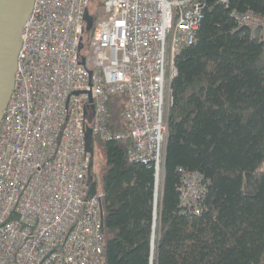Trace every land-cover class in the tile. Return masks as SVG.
I'll list each match as a JSON object with an SVG mask.
<instances>
[{"label": "built area", "instance_id": "1", "mask_svg": "<svg viewBox=\"0 0 264 264\" xmlns=\"http://www.w3.org/2000/svg\"><path fill=\"white\" fill-rule=\"evenodd\" d=\"M94 1L35 0L23 26L0 122V264H104L88 130L92 140L130 137L129 162L152 167L155 197L162 189L175 59L194 42L204 4L102 0L103 18L89 29ZM236 19L264 30L251 12ZM121 95L128 134L108 119L110 98ZM204 190L199 174L184 173L181 206L199 214Z\"/></svg>", "mask_w": 264, "mask_h": 264}, {"label": "trees", "instance_id": "2", "mask_svg": "<svg viewBox=\"0 0 264 264\" xmlns=\"http://www.w3.org/2000/svg\"><path fill=\"white\" fill-rule=\"evenodd\" d=\"M198 1L194 42L175 59L157 209L155 171L129 162L130 137L92 141L104 158L89 185L90 196L102 191L104 264H264V31L235 18H264V0ZM102 5L93 2L89 29ZM124 96L110 98L108 119L128 134ZM180 170L202 178L199 214L180 205Z\"/></svg>", "mask_w": 264, "mask_h": 264}, {"label": "water", "instance_id": "3", "mask_svg": "<svg viewBox=\"0 0 264 264\" xmlns=\"http://www.w3.org/2000/svg\"><path fill=\"white\" fill-rule=\"evenodd\" d=\"M35 0H0V122L14 89V75L20 49V36L32 12ZM88 22V18L85 17ZM85 153L89 156L87 184L93 181L92 135L85 136Z\"/></svg>", "mask_w": 264, "mask_h": 264}, {"label": "rangeland", "instance_id": "4", "mask_svg": "<svg viewBox=\"0 0 264 264\" xmlns=\"http://www.w3.org/2000/svg\"><path fill=\"white\" fill-rule=\"evenodd\" d=\"M89 10L90 11L93 10V5H90ZM103 168H104V158H103L102 153L100 152L99 148L95 145L93 147V172L96 176V180H98L100 178V175H101ZM160 193H161V190L158 187L156 197L154 198V201H155V203H154L155 208L154 209L158 208L157 206L159 205ZM156 217H157V215H156V211H155L154 219ZM154 223H156V222H154ZM154 225H156V224H154ZM155 227L156 226H153V237L156 239L157 235H155L156 234V231H154ZM152 254H153V251L151 252V255Z\"/></svg>", "mask_w": 264, "mask_h": 264}, {"label": "bare ground", "instance_id": "5", "mask_svg": "<svg viewBox=\"0 0 264 264\" xmlns=\"http://www.w3.org/2000/svg\"><path fill=\"white\" fill-rule=\"evenodd\" d=\"M244 15V14H243ZM236 16H239V15H236ZM236 16H235V18H236ZM237 20V19H236ZM237 21H239V20H237ZM240 22V21H239ZM240 24L241 25H243V26H245V27H247V28H250V29H257L256 27H253V25H251V24H247V25H244V24H242L241 22H240ZM264 31V30H263ZM113 97V96H112ZM125 97V96H124ZM126 104V103H125ZM126 106V105H125ZM125 108V107H124ZM121 116H122V114H121ZM122 121H123V119H122ZM124 124H125V122H124ZM112 125V124H111ZM126 125V124H125ZM113 127V126H112ZM127 127V126H126ZM115 130V129H114ZM93 141V140H92ZM115 142V141H114ZM166 144H167V141H166ZM180 173H181V179H182V177H183V174L184 173H189V172H184V171H182V170H180ZM160 178V174L159 173H157L156 174V172H155V180L156 179H159ZM205 196V195H204ZM203 198V197H202ZM198 204H199V201L197 202V208L199 209V207H198ZM180 205H182V203H180ZM182 209V208H181ZM187 209H189V210H191V211H194V208H187Z\"/></svg>", "mask_w": 264, "mask_h": 264}]
</instances>
